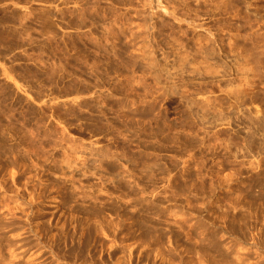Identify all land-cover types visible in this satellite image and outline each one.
<instances>
[{
    "label": "rangeland",
    "instance_id": "rangeland-1",
    "mask_svg": "<svg viewBox=\"0 0 264 264\" xmlns=\"http://www.w3.org/2000/svg\"><path fill=\"white\" fill-rule=\"evenodd\" d=\"M0 264H264V0H0Z\"/></svg>",
    "mask_w": 264,
    "mask_h": 264
}]
</instances>
